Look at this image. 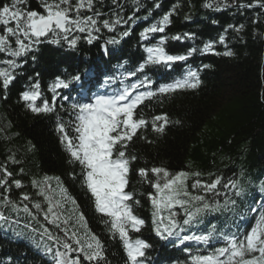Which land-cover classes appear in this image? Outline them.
I'll return each instance as SVG.
<instances>
[{
	"label": "trees",
	"instance_id": "16d2710c",
	"mask_svg": "<svg viewBox=\"0 0 264 264\" xmlns=\"http://www.w3.org/2000/svg\"><path fill=\"white\" fill-rule=\"evenodd\" d=\"M206 3L213 6L206 7ZM240 4L252 6L240 7ZM26 7L43 11L41 0H29ZM94 11L101 14L94 17L100 31L92 33L96 39L91 43L85 39L87 33H73L80 37L75 47H69L64 40L51 43L52 37H48L18 58L19 66L7 88L0 82V165L13 173L9 182L11 179L22 182L21 188L12 185L7 195L19 206L27 203L31 208L33 201L43 203L32 181H44L43 175L54 176L77 203L85 229L100 239L105 257L101 264H129L119 235L109 231L110 218L96 210L94 199L83 184L81 165L72 161L61 143L57 123L72 119L70 111L65 110L74 102L77 88L86 90L93 83L100 85L101 77L110 72L115 73L118 83L129 80L132 77L127 73L138 67L131 64L145 60L146 48L156 46L164 38L162 46L166 52L186 55L187 59L170 65L149 64L154 67L146 66L143 73H138L140 79L147 76L156 92L161 85L196 70L201 83L195 89L156 92L138 109V115L142 114L148 124L128 143L126 152L135 159L130 160L125 190L133 194L129 201L132 212L144 224L139 231L129 229V235L149 245L144 249V264H192V255L207 254L222 246L223 241L217 242L214 238L208 244L195 240L181 243L176 235H158L149 199V193H155L151 184L155 177L149 172L143 178L139 169L160 167L173 174L198 172V178L205 182L221 177L222 183L232 180L243 190L237 195L236 188L218 187V195L206 194L210 203L218 205L217 210L203 213L198 222L188 226L182 225L183 211L177 209L183 231L179 228L176 231L181 237V233L201 235L213 227L217 234L242 235L255 225L259 214L264 212V7L255 0H94ZM170 12V23L164 26L163 32L149 33L146 39L141 37L145 29L159 26L162 17ZM81 15L94 16V12L84 9ZM117 16L127 23L115 25L111 31L102 26L103 20L115 21ZM124 32L128 35H122ZM186 33H191V37H186ZM176 36L181 38L173 39ZM220 36H224L223 43ZM112 39L118 43H109ZM209 43L213 50L203 51ZM190 49L195 51L188 55ZM228 50L233 52L232 56L224 55ZM8 58L0 54V61ZM90 61L95 62L91 68L86 65ZM5 66L0 63V67ZM72 76L80 79L72 81L68 90L57 89L55 93L51 90L56 77L68 81ZM35 84H39L42 93L37 103L55 96V111L37 114L26 107L21 93ZM63 96H69L70 101L63 102ZM161 113H166L170 121L162 133L152 127V118ZM68 131L69 135L73 134L71 128ZM194 179L190 177L187 182L189 191L204 195L191 188ZM22 193L32 196V201L21 202ZM2 207L12 211L11 205ZM20 213L5 217L7 221L27 223L31 225L29 228L23 223L0 221V264L5 261L56 264L57 251L64 253L65 249L43 232L47 228L52 236L63 237L61 229L65 226L61 224L57 228L44 220L40 223L41 216L34 220ZM211 222L214 223L209 225ZM33 231L36 236L29 234ZM21 232L25 234L23 237L19 236Z\"/></svg>",
	"mask_w": 264,
	"mask_h": 264
},
{
	"label": "snow or ice",
	"instance_id": "6c2138e0",
	"mask_svg": "<svg viewBox=\"0 0 264 264\" xmlns=\"http://www.w3.org/2000/svg\"><path fill=\"white\" fill-rule=\"evenodd\" d=\"M29 0H0V54H4L8 59L0 61L6 65L0 67V82L7 88L14 79L13 72L19 66L18 58L25 56L32 51L36 45L43 42L44 39L52 37L51 43H60L61 40L67 42L69 47H75L79 36L73 33H87L85 39L89 43L96 39L92 33L99 32L97 19L100 13L94 11V0H41L43 11L31 10L26 7ZM256 3L264 7L261 0H255ZM206 7H212V4L206 3ZM226 6V5H225ZM240 7H251V4H240ZM87 9L94 12V16L81 15V10ZM166 13L159 26L152 25L141 33L142 38H147V34L153 32H163L164 26L170 23V15ZM127 23L119 16L115 21L103 20L102 26L113 30L115 25ZM229 27H232L229 25ZM243 28V25L240 26ZM240 29H237V31ZM128 35V32L122 33ZM191 33H186V37H191ZM180 36L173 39H180ZM220 42H224V36H220ZM109 43H118L112 39ZM164 38L159 44L146 48L147 56L135 71L127 73L128 77H136L138 73H143L149 64L170 65L176 61L187 59L186 55H171L165 51L162 46ZM213 50L212 44H206L203 51ZM195 49H190L188 55H191ZM226 56H232L233 52L228 50L224 53ZM35 59V57H33ZM204 67H208L205 65ZM79 76H72L66 81L56 77L51 90L55 93L57 89H67L72 81L79 80ZM110 82V81H106ZM198 71L189 70L182 79H177L172 83L161 85L156 92L161 94L172 93L185 88L195 89L200 85ZM152 81L145 76L142 80L128 83L118 87L108 94H95L86 97L83 102L75 101L68 105L72 119L68 122L58 120L57 131L60 133L61 143H63L73 162L81 165L83 184L94 199L96 210L110 218L109 231L115 235L118 234L123 242L124 249L129 264H142L140 257L144 256V249L149 245L140 239L131 240L129 229L139 231L144 221L133 214L132 206L129 203L133 199V194L126 191L128 183L127 174L129 172L130 160L135 157H129L126 149L128 143L138 134L140 130L147 126L142 114L138 115V109L146 99L153 97L156 92L147 90L151 87ZM145 89V90H141ZM42 93L39 90V84L32 86L30 90L21 93V99L26 102V107L33 113H49L56 110V97L51 100L42 99ZM64 101H70L69 96L61 97ZM61 108L64 106L61 104ZM159 122V123H158ZM170 123L167 114L161 113L152 118V127L156 132H163L166 125ZM71 128L72 135H69L68 129ZM9 159L14 160L10 157ZM21 171H23L21 169ZM149 172L155 177L151 181L155 193H149V199L154 208L153 223L156 225L158 235L180 237V242L195 240L208 244L212 239L217 242L223 241L222 246L215 247L207 254H195L191 256L192 264H264V212L259 214L255 225L247 231L246 234L237 235L231 233H219L213 227L212 230L201 235H183L176 229H181V221L177 219L179 212L183 211L182 225L188 226L198 222L199 217L209 211L217 210L216 203H210L207 199L208 193L213 196L218 195V187L224 189L236 188L237 195L242 194V189L238 183L229 180L222 183L221 177H216L210 182H205L198 177L200 173H189L179 171L170 173L165 168L154 167L152 169H139V174L147 178ZM13 173L6 166L0 165V203L11 205L14 212H23L32 219L43 216L48 223L57 228L61 224L65 225L61 229L63 237H54L51 232L44 228L43 235L50 240H55L65 249L64 253L57 251L56 264H101L105 260L104 249L100 239L93 235H87V239L78 238L77 232L70 230L68 225L74 223L71 217H65L63 202L69 199L61 191L57 195H50L51 185L48 178L41 186V183L33 180V187L37 188V195L43 198L32 202L31 208L27 203L21 208L16 202L12 201L7 195L11 191L12 185L16 188L22 187L19 179H11ZM190 177H196L191 184L192 189L200 190L204 195H193L189 191L188 180ZM264 190V189H262ZM32 196L22 193L20 201H32ZM75 204V201H72ZM139 203V201H136ZM233 205L235 201H231ZM46 204V207H45ZM33 209L35 211H33ZM7 217L0 212V221H7ZM83 214L78 217L83 221ZM106 223H108L106 221ZM72 241V242H69ZM75 245V247H74ZM51 251V249H48ZM186 251H190L186 249ZM71 253H77L72 257Z\"/></svg>",
	"mask_w": 264,
	"mask_h": 264
},
{
	"label": "rangeland",
	"instance_id": "374dc122",
	"mask_svg": "<svg viewBox=\"0 0 264 264\" xmlns=\"http://www.w3.org/2000/svg\"><path fill=\"white\" fill-rule=\"evenodd\" d=\"M230 92V91H229ZM233 92V91H232ZM232 92H230V93H232ZM48 178V183H50V185H51V192L49 193L50 195H57V194H59L61 191H63L65 194H66V196L69 198V199H67L66 201H64L63 202V204H64V208H63V211H64V215H65V217H71V219H72V221L74 222V223H70L69 225H68V227L70 228V229H72V230H74V231H76L77 232V236H78V238H86L87 237V235H90V234H92L89 230L87 231L86 229H85V227H84V225H83V221H79L78 220V217H79V215L82 213L81 211H80V209H78V206H77V203L75 202V204H73L72 203V201L74 200V198L67 192V190L65 189V187H64V185H63V183H60L59 182V179H55L54 178V176H52V175H43L42 176V179L44 180V181H41L40 183L42 184V182H45V178ZM42 186V185H41ZM43 198L41 197V200H42ZM75 201V200H74ZM21 208L23 207V206H20ZM0 209L3 211V215L4 216H9V215H11V216H19V215H21L22 213H17V212H12V211H6L3 207H2V205L0 204ZM22 212V211H21ZM153 212H154V208H153ZM43 220L44 219H42L41 220V222L40 223H43ZM152 220H154V217H153V214H152ZM45 221V220H44ZM7 222H13V223H23V222H14V221H7ZM13 223H11V224H13ZM212 223H214V222H211L209 225H211ZM24 224V223H23ZM24 225H26V227L27 228H29L31 225H29V224H24ZM46 225L47 224H44V226L46 227ZM63 225V224H62ZM63 226H65V225H63ZM28 231H31V229H29ZM29 234H31V236H36V232L35 231H33L32 233H29ZM87 234V235H86ZM28 235V234H27ZM48 247V246H47Z\"/></svg>",
	"mask_w": 264,
	"mask_h": 264
},
{
	"label": "bare ground",
	"instance_id": "6f19581e",
	"mask_svg": "<svg viewBox=\"0 0 264 264\" xmlns=\"http://www.w3.org/2000/svg\"><path fill=\"white\" fill-rule=\"evenodd\" d=\"M63 102H65V103H66V101H64V100H63Z\"/></svg>",
	"mask_w": 264,
	"mask_h": 264
}]
</instances>
